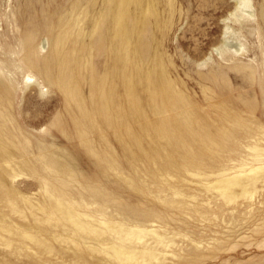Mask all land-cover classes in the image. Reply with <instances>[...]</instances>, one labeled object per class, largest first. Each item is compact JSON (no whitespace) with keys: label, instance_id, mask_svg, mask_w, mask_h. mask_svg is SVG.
I'll return each instance as SVG.
<instances>
[{"label":"rangeland","instance_id":"obj_1","mask_svg":"<svg viewBox=\"0 0 264 264\" xmlns=\"http://www.w3.org/2000/svg\"><path fill=\"white\" fill-rule=\"evenodd\" d=\"M86 1L88 0H0V67L4 69V80L12 86L13 91L10 106L4 108L11 120L3 123L0 118L3 142L12 149L8 158L11 167L2 160L0 168H4L0 169V175L14 188L16 197H26L34 206L31 209L20 203L25 213H14L0 198V220L34 232L42 226L44 231L39 230L40 234L54 247L49 251L30 240L20 244L17 237L13 236L16 240L14 247L0 243V264H118L102 253L91 251L87 246L78 248L74 244L57 241L53 237L64 234V227H53L46 222L37 221L45 219V213L39 207L47 202L41 178L56 181L59 177L74 180L70 192L74 197L84 196L92 203L88 209L90 212L97 213L99 205L93 203L95 197L89 186L100 185L101 188L106 187L102 189L107 196L104 195V200L101 197L98 200L106 205V213L113 221L128 220L129 224L140 222L156 226L164 224L172 231L175 230L179 235L175 238L177 243L166 250L167 259L164 264H264V182L259 183L254 198H240L237 204H227L216 191H209L203 186L207 180L213 182L216 175L214 173L223 168H233V171L240 164L247 163L251 166L254 163L252 151L249 150L251 144L244 138V133L238 134L236 143H231L223 153L197 155L203 159L201 167L202 173L208 176L206 181L181 169L188 153L182 147V150L180 147L175 148V166L170 168L175 178L168 177L169 182L163 183L165 188L162 190L160 183L163 174L167 175V172L160 171L147 161V152L129 147L125 149L116 136V130L111 127L90 128L89 135L83 138L85 125L73 121L67 109L66 96L43 79L39 78L41 85L27 81L25 73L28 72L20 68L18 61L25 34L29 31L36 33L39 47L45 44L41 55L46 56L51 51L53 32L50 28H58L63 20L70 17L72 8L77 3L85 8ZM157 1L160 18L161 21L164 20L166 28L158 29L155 17L151 16L152 24L143 35L141 52L145 56H151L157 51L161 56L175 89L191 103L195 121L210 130L213 136L231 129L233 123L239 120L253 128L257 126L256 122L264 126V23L258 25L264 0H252L255 12L252 19L255 20L247 15L243 17L242 20L248 18L245 21H249L244 22V28H241L239 22L230 21L232 28L227 33L225 19L236 10L235 0H174L176 4L173 15L170 13L168 0ZM244 14L247 13L244 11ZM47 39L48 43L45 42ZM238 43H243L246 49L235 54L234 45ZM221 46L223 49L217 50ZM98 60L96 59L102 66V60ZM252 68L256 70V78L253 80L249 74ZM139 93L143 109L140 113L132 114L133 116L127 111L129 119L125 126L142 134L144 149L150 151L151 147L162 145L164 141L160 143L156 134L147 136L146 126L158 124L167 117L173 118L178 115L179 110L156 114L147 91L140 89ZM84 94L89 97L87 83L84 85ZM187 140L194 146L198 144L192 137ZM263 141L264 137L259 145L264 149ZM42 148H45L44 152ZM101 153L107 154V158L113 161L115 159L119 166L118 173L110 169L106 161L98 158ZM53 159L58 160L56 172L48 169ZM158 162L165 164L167 158ZM66 168L70 169V173ZM35 170L37 174H34ZM9 171L17 173L16 178L9 177ZM132 181L135 185H132ZM80 182L85 183L80 185ZM83 186L86 187L85 190ZM175 191L181 192L185 198L176 197ZM192 194L197 199L194 196L193 199ZM117 208L120 210H116ZM159 211L164 214L161 215ZM134 215L138 220L134 219ZM143 219L145 221L142 222ZM3 235L6 238L12 237L7 233Z\"/></svg>","mask_w":264,"mask_h":264},{"label":"bare ground","instance_id":"obj_2","mask_svg":"<svg viewBox=\"0 0 264 264\" xmlns=\"http://www.w3.org/2000/svg\"><path fill=\"white\" fill-rule=\"evenodd\" d=\"M86 2L87 6H84L85 8L75 3L76 5L73 6L72 12L70 13L71 16L63 20L62 23L58 25V28H50V31L53 32L51 37L52 42L50 44L51 51L46 56L41 55V49L45 47V44L39 47L36 33L34 31H29L25 34L22 54L18 61L21 66L20 68L28 72L25 73L27 75V81L41 85L39 78L43 79L48 85L57 88L66 96L67 109L69 113H71L73 121L76 122V124L85 125V129L82 133L83 138L89 135L88 129L90 128L111 127L116 130V136L125 149L129 147L139 152H147V161L158 167L160 171L167 172L168 176L163 174L164 177L162 183H160L162 190L165 188L163 183L169 182L168 177H172V179L174 177L170 168L175 166V148L180 147L181 150L184 148L188 155H190L186 156L187 160L182 163L181 169L184 172L190 173L193 177H202L206 181L208 176L202 173L203 168L201 167L203 159H200V156L197 155L203 154L201 156H204L206 153L210 155L223 153L231 143H236L238 134L241 132L244 133V138H246L248 144H251L249 150L252 151L254 163L251 166L247 163L240 164L233 171V168H223L219 170V172L214 173L216 175L213 182L207 180L204 185H202L209 191H216L227 204H237L240 198H254L259 183L264 182V149L259 145L264 137V126L256 122L255 125L257 126L253 128V126H247L239 120L233 123L231 129L224 130L217 136H213L210 130L201 124L199 125L198 122L195 121L192 116L191 103L182 93H179L175 89L174 83L168 76V71L162 62L161 56L158 55L157 51L155 55L153 54L151 56H145L141 52L143 35L146 30H148L149 25L152 24V22H150L151 16L155 17L156 27L158 29L164 30L166 28V24L163 22L164 20L161 21L162 18H160V13L157 8L158 1L88 0ZM175 4L174 0H168L171 15H173L175 10ZM235 5L236 10L230 14V17L225 19L226 33L232 28L229 24L230 21L239 22L241 28H244V24H246L244 22L249 21H245L248 18H244V20H242V18L247 15L252 19V17L255 16L252 0H235ZM244 11L247 14H244ZM251 19L249 18V20ZM261 22L264 23V5L260 11L258 25H260ZM47 41L49 40L47 39L45 42ZM234 46L233 53L235 54H239V52L241 53L242 50L246 49L243 43H238ZM222 49V46L217 48V50ZM234 58H236V56ZM96 59L102 60V66L99 65ZM3 73L4 69L0 67V118L4 123L11 120L4 108H7V105L10 106L12 99L11 94L13 91H11L12 86L5 81L6 79L4 80L5 74ZM249 74L252 80L256 78V70L254 68L251 69ZM85 83H87L89 87V97L84 94ZM216 86H218V84ZM140 89H145L149 94L154 113L163 115L170 110H179L178 115L173 118L167 117L162 119L158 124L155 123L146 126L145 132L147 136L151 137L152 134H156L160 143L164 141V143H161L162 145L156 144V146L151 147L150 151L144 149L142 134L135 132L131 127L125 126L129 119L127 111H129L131 115H134L140 113L143 109L142 96L140 97L139 93ZM230 90L231 88L229 91ZM40 91L42 92V90ZM43 92L45 91L43 90ZM150 101L148 102L150 103ZM148 106L150 108V105ZM125 127L126 130H124ZM2 137L3 131L0 129V150H2L0 153V162L4 160L7 165L11 167L8 158L10 157V150L12 149H9L10 146L3 142ZM188 137L195 139V142H198L197 146L190 143L187 140ZM42 151L44 152L45 148H42ZM92 151L96 153L94 148H92ZM64 154H62V157ZM107 156V154H102L99 155L98 158L103 162L106 161L107 166L118 173L119 166L117 162L115 159L113 161L107 158ZM194 156H197V158ZM164 157L167 158V163L161 164L158 162L159 160H163ZM54 160L55 159H53V161L51 160L50 166H48L51 172H56V169H58V160ZM62 161L63 159L61 162ZM64 163L65 162H63V164ZM3 168L2 166L0 169ZM66 170H69L70 173V169L66 168ZM59 171H61L60 168ZM24 173L26 172L24 171ZM37 173L38 172L35 170L34 174ZM16 174L17 173L13 172L10 173L9 171V177L12 179L16 178ZM209 175H211V173ZM75 178H77V176H75ZM80 180L82 181V179ZM6 182L7 181L1 174L0 198H2L11 211L24 214L25 212L21 208L20 203L28 207L30 206L31 209H33L34 206L32 207L31 200L23 196L16 197L17 194L14 188L10 187ZM73 183V179L72 181H68L59 177L56 181H53L51 179L41 178V185L47 202L44 206L39 207V209L45 213V219H37V221L40 223L46 222L53 227H64L65 233L62 235L54 234V239L62 243L74 244L78 248L87 246L91 251L102 253L118 264L165 263L167 259L166 250L177 243L175 238L178 234L174 232L175 230L172 231L164 224L156 226L154 224H140V222L139 224H129L127 223L128 220L126 222L119 220H116L119 222L113 221L106 213V205L101 204L98 200L99 197L103 199L105 195L104 192L106 193V191L103 190L106 187L103 188L102 185L103 189L99 187L100 185L89 186L90 191L95 197L94 201L92 200L93 203L99 205L97 213L90 212L91 210L89 211L88 209L92 203L88 202L84 196H81V198L74 197L70 192L71 187L74 185ZM82 184L80 182V185ZM15 185L17 186V184ZM132 185H135L133 181ZM85 189L86 187H84V190ZM91 192L89 194L92 195ZM175 195L176 197L183 196L179 191H175ZM191 196L193 198L194 195L192 194ZM195 198L197 199V197ZM119 200L122 201L121 199ZM114 202L112 200L113 204H115ZM108 209L112 210V208ZM118 209L120 210V208L116 210ZM175 218L178 217L175 216ZM134 219H137L135 215ZM134 221L136 222V220ZM143 221L145 220L143 219L142 222ZM172 224L174 225V223ZM234 225H236L235 221ZM39 230L44 231L42 226L34 232L26 228L13 226L6 220H0V243L9 247H14L16 241L13 239L14 236L17 237V242L20 244L30 240L38 246L52 251L54 247L47 243V240L43 238V234H40ZM3 233H7L12 237L6 238ZM193 241L196 242L195 240ZM172 255L177 257L175 253H172Z\"/></svg>","mask_w":264,"mask_h":264}]
</instances>
